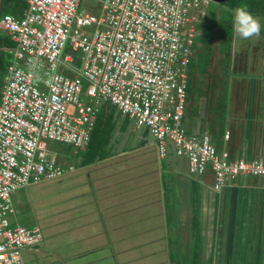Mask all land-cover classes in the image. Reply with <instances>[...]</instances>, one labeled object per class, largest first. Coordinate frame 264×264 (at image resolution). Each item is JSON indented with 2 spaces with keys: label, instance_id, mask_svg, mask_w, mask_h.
<instances>
[{
  "label": "built area",
  "instance_id": "built-area-1",
  "mask_svg": "<svg viewBox=\"0 0 264 264\" xmlns=\"http://www.w3.org/2000/svg\"><path fill=\"white\" fill-rule=\"evenodd\" d=\"M82 1L28 0L21 16L0 17L18 44L1 86L0 264H26L25 250L44 240L41 226L13 224V193L73 171L49 141L85 149L105 103L149 130L160 158L212 171L215 189L241 175L264 179V156L237 157L184 125L187 68L208 0H98V11Z\"/></svg>",
  "mask_w": 264,
  "mask_h": 264
},
{
  "label": "crops",
  "instance_id": "crops-1",
  "mask_svg": "<svg viewBox=\"0 0 264 264\" xmlns=\"http://www.w3.org/2000/svg\"><path fill=\"white\" fill-rule=\"evenodd\" d=\"M254 16L262 26L264 12ZM222 47L221 37L218 46L221 55L216 56L218 89L207 90L198 85L197 79L191 84L186 113L189 133L208 132L221 146L222 136L217 133L229 127L232 130L229 144L234 153L243 157L264 156V53L250 59L246 56L248 45L245 44L231 60L232 56L226 54L229 43L223 47L226 50ZM208 71L207 67L195 73L204 75ZM125 118L132 127L128 126V130L138 133L129 144L134 147L131 152L152 156L148 149L153 145L147 143L140 126L125 116L118 124ZM121 142L124 143L123 139ZM126 152L109 151L94 162L79 161L75 171L65 174L75 177L81 173L88 176L90 183L96 182L84 191L80 189V198L88 192L93 194L92 202L81 203L70 198L68 207L63 204L58 207L55 212L59 217L46 220L45 224L52 227V234L60 229L68 232L69 248L64 251L56 246L46 248L43 231L42 244L25 250L26 264L28 261L34 264H174L173 259L179 263L182 259L190 260L192 264H264L262 179L239 177L217 190L212 172L191 173L185 158L170 154L160 159L155 150L153 156L158 160L159 169L145 167L148 175L135 180L130 175L136 176L133 172L138 164L136 153ZM126 154L132 158L121 162L122 168L126 164L124 170L120 166L117 171L110 166L86 169L110 157L121 160L120 156ZM60 159L63 164L73 163L70 159L63 161L61 156ZM144 164H147L145 160ZM152 171L158 177L151 175ZM81 207L84 209L76 212ZM173 251L180 253L173 257Z\"/></svg>",
  "mask_w": 264,
  "mask_h": 264
},
{
  "label": "rangeland",
  "instance_id": "rangeland-1",
  "mask_svg": "<svg viewBox=\"0 0 264 264\" xmlns=\"http://www.w3.org/2000/svg\"><path fill=\"white\" fill-rule=\"evenodd\" d=\"M231 6H232L231 4L227 5L226 3H218L215 1H212V4L210 6L211 14L214 16V18H216L219 21L217 22L216 34L214 38L211 39L212 42L208 46L205 47L206 52L211 53L213 51L212 55L210 56L212 63L210 62V64L207 66L209 71L205 73L204 75L201 73L198 74L197 72L192 76L194 82H195L194 79H197L196 82L199 81L198 85H201V87L206 88L207 90L213 91L214 88L217 90L219 87V85L216 82V79H218V74H216L217 67H218V63L216 62H218L217 61L218 58H216V56L218 55L219 57V55H221L220 53L221 51L218 49V46L221 40L223 19H224V16L227 14L228 9L231 11L232 9ZM81 8H85L91 11H95V10L98 11L99 2L98 0H83L81 3ZM206 22L208 24L207 18L205 19L203 25H205ZM261 30L264 31V21L262 23ZM229 32L232 34L231 41L227 42L225 39L222 38V42H223V47L229 43L230 57L232 56L231 60L240 54L245 44L248 45L246 56L249 57L250 59L261 57V55L264 53V33H261L258 38L253 37L252 38L253 40L251 39L252 40L251 41L249 39H243L239 37L235 33L234 28H232V30H230L229 28ZM251 43H252V47L249 46V44ZM215 45L217 46L216 48H214ZM260 45H262V47H258ZM215 50L218 51V54L215 52ZM223 50H226V49L223 48ZM67 52L68 50L66 51V53ZM201 104L203 103L201 102ZM205 107L206 105H204L203 109H205ZM130 131L131 133H128L121 129L116 130L112 138L113 144L111 143L112 146L109 147V151L111 153L113 151L112 154L119 153L120 151L122 152L127 151L126 153L130 152L132 154L136 153L135 161L138 160V164L135 166L134 171H133L134 175L136 176L130 175V178H134L135 180H137V179L145 178L144 176L148 175V171L145 167L147 168L155 167V169H159L158 160L155 159V157L153 156L154 153H156L155 152L156 148L153 146H151L148 149V151L152 153V156H148V155L143 156L136 151L131 152L134 149V147L130 146L129 144L130 142L133 143V139L135 136L138 135V133L134 129H131ZM121 136H123V138ZM120 138L123 139L124 143L121 142L122 139L120 140ZM126 144H128V146ZM49 145L58 154V156L62 157L63 161H65L66 159H70L73 161L76 167L80 166L79 161L83 158V156H80L79 159L77 160V154H75V148L73 145L62 143V142H57V141H49ZM145 150L147 151V148ZM143 153L147 154V152H143ZM120 157H121L120 158L121 160H114V158L110 157L108 160L100 161L99 163L95 162L94 163L95 165H89L86 169L90 170L98 166L99 167L110 166V167H114L117 171L118 166L122 168L121 162L129 158L127 157V154L125 157L124 156H120ZM131 158L132 157L130 156L129 160H131ZM245 159L252 160L254 159V157L246 156ZM144 160L147 162V164H144ZM162 162L165 163V160H162ZM125 165L122 168L123 170L125 169ZM150 174L158 177L157 175L158 173L156 171H152ZM87 177L88 176H84V175L81 176V173H80V176H75V177H74V174H70V175L67 174L59 179L58 178L49 179V180L40 182L39 184H31V185L24 186V187H21L15 190V192L13 193V199H14V205L16 208V214H15V217H13L12 219L13 224L15 225L20 224L23 226L25 225V226H30V227L40 224L45 233V239H46L45 247L46 248L51 247V246H56L59 249H63V251L69 248L70 244L68 245L66 239L70 237V234L66 232L65 230H61V229L56 230L52 234L51 233L52 227H49L47 224H45V221L46 220L49 221L50 219H56L59 213L55 212V210L58 211V207H60L62 204L64 207H68L71 204L70 198H73L74 200L81 202V203L84 201H89V200H90L89 202H92L93 194L91 192L82 194L84 198H80V189H83L84 191V189L89 187L90 184L96 183V182L90 183ZM127 183L128 181L125 183H120V184H127ZM88 205L93 206L92 203H89ZM84 207H81V209L78 211L76 209V212L78 213L81 212V210H83ZM55 229H57V226L55 227ZM178 253L180 252L173 251L171 254L173 257H175L177 256L176 254ZM173 260H174V264H192L190 260L188 261V260L182 259L181 263H179L176 259H173ZM28 264H34V263L31 261H28Z\"/></svg>",
  "mask_w": 264,
  "mask_h": 264
},
{
  "label": "trees",
  "instance_id": "trees-1",
  "mask_svg": "<svg viewBox=\"0 0 264 264\" xmlns=\"http://www.w3.org/2000/svg\"><path fill=\"white\" fill-rule=\"evenodd\" d=\"M224 3L231 4V11L228 9L227 14L223 19V29L221 37L227 42L231 41L232 34L229 32L233 28L234 10L238 6L246 5L247 10L253 15L261 14L264 12V0H227ZM28 5L27 0H3L2 1V13H12L16 16L22 15L24 8ZM208 24L201 25L202 33L197 37L195 43L192 45L194 51H196V60L190 64V73L193 76L196 70L205 69L210 62V53L205 51V47L212 42L217 31V19L212 14L207 18ZM228 21V22H227ZM208 30H207V28ZM209 34H208V33ZM208 35V36H206ZM15 42L10 36H5L0 33V86L3 83V78L6 73L8 64L10 63V52L4 48L7 46H13ZM227 56L230 54L226 50ZM192 83V78H191ZM191 91V86L188 88ZM1 99V91H0ZM118 116V115H117ZM116 116L115 107L106 104L102 107L98 114L96 123L93 125L91 139L89 145L86 147L83 154L82 163H90L95 160L106 156L109 152L110 142L120 124H118V117ZM129 119L125 118L120 125V129L130 133L128 130ZM188 129V127H187ZM189 130V129H188Z\"/></svg>",
  "mask_w": 264,
  "mask_h": 264
},
{
  "label": "clouds",
  "instance_id": "clouds-1",
  "mask_svg": "<svg viewBox=\"0 0 264 264\" xmlns=\"http://www.w3.org/2000/svg\"><path fill=\"white\" fill-rule=\"evenodd\" d=\"M28 1V0H27ZM212 1H215V0H208V6H207V14L205 15V16H202L201 17V19H200V23H198L197 24V28L199 29V31H200V34H199V36L201 35V33H202V28H201V25L204 23V21H205V19L206 18H208L209 16H210V14H211V11H210V6H211V4H212ZM215 2H217V1H215ZM218 3H224V2H218ZM28 5H29V2H28ZM27 5V6H28ZM26 6V7H27ZM25 7V8H26ZM24 8V9H25ZM24 11V10H23ZM6 13H8V12H6ZM23 13V12H22ZM3 14H5V13H2V10H1V13H0V17L3 15ZM12 14V13H11ZM16 16V15H15ZM21 16V15H20ZM18 17V16H17ZM218 21V20H217ZM233 28H234V31H235V33L239 36V37H241V38H243V39H250V38H253V37H259V35H260V32H261V23H260V21H259V19L257 18V17H255L250 11H248L247 10V6L246 5H242V6H238L235 10H234V19H233ZM223 29V28H222ZM0 33L1 34H3V35H5V36H10L11 38H12V35L11 34H8V33H3V32H1L0 31ZM198 36V37H199ZM12 40L15 42V44L13 45V46H7V47H5L4 49L5 50H8L9 52H10V56H11V59H10V63L8 64V66H7V69H6V73H5V75L7 74V71H8V67H9V65L13 62V60L15 59V55H16V52H17V50H18V44H17V42L12 38ZM195 58H196V51H194V54H193V60H192V62H194L195 61ZM191 62V63H192ZM76 64H78L79 65V62L78 61H76L75 62ZM190 63V64H191ZM190 64H189V66H188V68H187V72L189 73V76H190V80H189V86H188V88L191 86V78H192V75H191V73H190ZM192 82H193V78H192ZM188 88H187V91H188ZM188 96H189V91H188ZM106 104H109V105H111V107L113 106V107H115L113 104H111V103H105L104 105H106ZM103 105V106H104ZM101 109H102V107H101ZM115 110H116V116L118 117V121L119 120H121L120 118H122V117H124V116H122L118 111H117V108L115 107ZM186 113H187V111H186ZM126 117V116H125ZM120 124V123H119ZM184 125H185V127H186V129H187V124H186V115H185V118H184ZM140 129L141 130H143L144 132H145V136L147 137V143H150L151 145H153L155 148H156V145H155V140H154V137H153V135L149 132V130H147V129H144L142 126H140ZM227 130H229L230 132H231V136H230V139L229 140H225L224 139V133L227 131ZM187 131L189 132V130L187 129ZM199 132H202V131H199ZM206 133H208V132H206ZM208 134H210V133H208ZM217 134H220L221 136H222V141H221V146H219L218 144H216L215 142H214V140H213V136H212V134H210L211 135V138H212V140H213V142L219 147V148H222L224 145L225 146H227L228 148H230L231 149V147H230V142H231V138H232V130L229 128V127H226L225 129H223L220 133H217ZM149 136V138H148V136ZM74 148H75V154H77V160L79 159V157L80 156H83V154L81 153L82 151H84L85 149H80V148H77V147H75L74 146ZM232 150V149H231ZM156 152H157V149H156ZM233 152V151H232ZM234 153V152H233ZM157 155H158V152H157ZM234 155L235 156H237V157H243V156H241V155H238V154H236V153H234ZM260 156H263V155H260ZM159 157V156H158ZM160 158V157H159ZM245 158V157H244ZM83 159H84V157L80 160L81 162L83 161ZM160 159H163V158H160ZM74 165V170L73 171H75V169H76V166H75V164L74 163H72V162H69V163H67V165H66V167L68 168V166L69 165ZM73 171H68V172H73ZM68 172H66V173H68ZM208 172V171H207ZM210 172H212V171H210ZM65 173V174H66ZM206 173V172H205ZM64 174V175H65ZM197 174H199V173H197ZM201 174V173H200ZM212 174H213V172H212ZM63 175V176H64ZM214 175V174H213ZM62 176V177H63ZM251 176H253V175H251ZM239 177H246V176H243V175H241V176H239ZM239 177H237V178H239ZM256 177H258V176H256ZM61 178V177H60ZM236 178V179H237ZM258 178H260V177H258ZM235 179V180H236ZM261 179V178H260ZM215 180V179H214ZM263 181H264V179H262ZM234 181V180H233ZM233 181H231V182H233ZM231 182H228V183H226L225 185H227V184H229V183H231ZM225 185H223V187L225 186ZM223 187H221L219 190H221ZM218 190V189H217ZM42 244V243H41ZM41 244H39V245H41ZM39 245H35V246H31V247H28L27 249H32V248H36L37 246H39ZM26 249V250H27ZM26 262V261H25Z\"/></svg>",
  "mask_w": 264,
  "mask_h": 264
},
{
  "label": "bare ground",
  "instance_id": "bare-ground-1",
  "mask_svg": "<svg viewBox=\"0 0 264 264\" xmlns=\"http://www.w3.org/2000/svg\"><path fill=\"white\" fill-rule=\"evenodd\" d=\"M61 59L64 60V56H62ZM4 78H5V75H4ZM4 78H3V80H4ZM2 84H3V83H2ZM1 86H2V85H1ZM1 86H0V91H1ZM56 157L58 158L59 164H60L62 167L66 168V165H67L68 162H66V163H64V164L61 163L60 156H58L57 153H56ZM58 178H59V177H58Z\"/></svg>",
  "mask_w": 264,
  "mask_h": 264
},
{
  "label": "water",
  "instance_id": "water-1",
  "mask_svg": "<svg viewBox=\"0 0 264 264\" xmlns=\"http://www.w3.org/2000/svg\"><path fill=\"white\" fill-rule=\"evenodd\" d=\"M2 1L3 0H0V13H1V10H2ZM215 1H217V2H225L227 0H215Z\"/></svg>",
  "mask_w": 264,
  "mask_h": 264
}]
</instances>
